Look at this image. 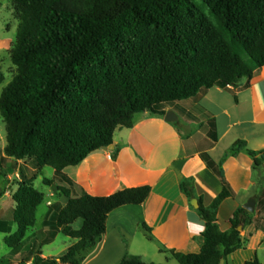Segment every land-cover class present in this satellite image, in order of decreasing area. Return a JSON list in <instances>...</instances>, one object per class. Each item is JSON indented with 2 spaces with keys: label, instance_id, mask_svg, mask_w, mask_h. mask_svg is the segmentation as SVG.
I'll list each match as a JSON object with an SVG mask.
<instances>
[{
  "label": "trees",
  "instance_id": "obj_1",
  "mask_svg": "<svg viewBox=\"0 0 264 264\" xmlns=\"http://www.w3.org/2000/svg\"><path fill=\"white\" fill-rule=\"evenodd\" d=\"M207 1L224 19L232 43L215 36V29L190 0H10L19 23L10 53L17 71L0 97L7 130L0 169L18 171L20 181L14 184L16 190L8 189L17 229L5 237L11 252L0 258V264H82L106 233L109 214L126 205H141L151 193L150 186H143L105 197L83 193L75 198L70 188L61 186L66 206L52 204L43 227L28 237L45 201V194L34 186L45 167L73 186L64 170L113 145L116 131L132 128L136 114L165 116L172 108L189 120H194L193 113L209 117L201 106L188 111L178 102L194 98L202 89H225L251 80L264 67V0ZM4 81L0 74V85ZM245 148L240 141L229 155ZM118 151L113 152L114 159ZM249 154L256 167L264 164V151ZM201 158L221 179L223 190L206 207L195 192L194 179L182 180V193L199 202L197 212L205 230L197 254L162 249L179 264H220L244 247L239 228L252 223L249 212L238 208L232 230L219 229V207L232 191L211 156L203 153ZM27 160L35 167L30 175L19 165ZM43 183L54 184L49 178ZM78 220L83 226L76 230L73 225ZM144 229L153 240L151 229ZM11 230L0 221V232ZM59 234L76 243L58 257L43 258V247ZM120 264L146 263L140 256L126 254ZM245 264L263 263L255 259Z\"/></svg>",
  "mask_w": 264,
  "mask_h": 264
},
{
  "label": "crops",
  "instance_id": "obj_2",
  "mask_svg": "<svg viewBox=\"0 0 264 264\" xmlns=\"http://www.w3.org/2000/svg\"><path fill=\"white\" fill-rule=\"evenodd\" d=\"M199 106L209 117L193 113L194 120H189L174 111L171 120L167 113L165 116L138 113L132 128L116 131L114 150L102 148L79 166L64 170L74 183L67 187L75 198L83 193L105 197L128 188L151 187L143 204L126 205L109 214L106 233L82 264H120L126 254L140 256L146 264H179L162 249L199 253L205 222L182 193L180 184L184 178H193L195 192L206 207L221 194L222 181L203 161V153L209 154L223 169L232 191V197L221 204L217 213L221 231L230 232L236 210L254 202V211L247 210L252 223L241 231L244 247L229 255L225 264H245L255 259L264 264V164L256 167L249 154L264 151V67L234 89H202L182 105L188 111ZM240 141L246 143V148L229 155L233 145ZM6 146L7 142H3L0 147L3 152ZM118 148L114 159L113 152ZM46 197L49 211L57 202L50 192ZM67 202L66 198L62 207ZM82 226L83 223L80 229ZM144 226L151 229L153 240L148 239ZM64 243L61 253L54 257L76 240ZM42 257L51 256L43 252Z\"/></svg>",
  "mask_w": 264,
  "mask_h": 264
},
{
  "label": "rangeland",
  "instance_id": "obj_3",
  "mask_svg": "<svg viewBox=\"0 0 264 264\" xmlns=\"http://www.w3.org/2000/svg\"><path fill=\"white\" fill-rule=\"evenodd\" d=\"M190 2L195 6V8L200 12V14L205 18V22L209 27L215 29L216 33L215 36L219 35L223 40L228 42H233V36L226 30L224 19L213 12V10L209 7V3L207 0H190ZM18 21L16 20L15 12L12 8L10 0H0V74H2L5 78L3 84L0 85V97L4 88L10 84L15 76L17 71V67L13 64L11 59V50L16 43V36L18 30ZM240 54L244 59H247L245 52L240 47ZM243 79L242 81H244ZM248 80V79H247ZM241 82V81H240ZM239 82V83H240ZM238 83V84H239ZM237 84V85H238ZM235 85H228V90L234 89ZM201 91V90H200ZM190 100V99H188ZM185 101L178 102L180 106L185 104ZM174 112L175 110L172 108L167 109L168 111ZM178 113V112H177ZM175 116H172L170 119H174ZM7 130L6 124L1 116L0 112V147L2 146L3 142H7ZM3 150L0 148V157L3 155ZM19 165L22 166L23 170L27 175L32 174L34 172V165L32 161H19ZM18 171L12 172L10 167L1 170L0 169V194L5 192V194L0 198V221H5L9 225L12 226V231L10 234H4L0 232V258H8L10 256L11 249L5 243V237L13 234L15 231L16 225L13 222L14 217V201L11 196V193L8 189L13 188L16 190V186L14 184L20 181ZM44 178H49L53 180L54 184L57 187V190L52 189V186H46L43 183ZM34 186L40 192H43L47 195V192H50L55 197H53V201H56L63 206L66 202V198L64 197L63 193L59 191V187L67 186L66 183L61 181V179L55 175V171L50 167H45L43 169L42 175L37 178L34 182ZM6 193H10L6 195ZM6 195V197H4ZM49 198H45L43 204L38 208L37 211V224L35 227L31 228L27 232V236H31L34 234L37 228L42 226V223L45 219V215L48 211L47 203ZM83 221L78 220L74 224L75 229H80ZM72 239L63 235L59 234L56 239L51 243L43 247L42 251L51 257H54L61 253L62 249L65 247V243L67 241H71ZM21 260V257L16 259L14 262L17 263ZM31 264V263H28Z\"/></svg>",
  "mask_w": 264,
  "mask_h": 264
},
{
  "label": "water",
  "instance_id": "obj_4",
  "mask_svg": "<svg viewBox=\"0 0 264 264\" xmlns=\"http://www.w3.org/2000/svg\"><path fill=\"white\" fill-rule=\"evenodd\" d=\"M169 115H175V114L173 112H168L167 113V118H169ZM107 148L109 150H114V146L113 145H111V146H109ZM52 189L57 190V187L55 185H52ZM191 204H192V206L194 208H196V209L199 208V202H198L197 199H193L192 202H191ZM245 209L248 210V211H250V212H253L254 211V202L253 201L249 202L245 206ZM239 230L242 231L243 230V227H240ZM220 264H225V259H222Z\"/></svg>",
  "mask_w": 264,
  "mask_h": 264
},
{
  "label": "bare ground",
  "instance_id": "obj_5",
  "mask_svg": "<svg viewBox=\"0 0 264 264\" xmlns=\"http://www.w3.org/2000/svg\"><path fill=\"white\" fill-rule=\"evenodd\" d=\"M172 116H174V115H169V119H170Z\"/></svg>",
  "mask_w": 264,
  "mask_h": 264
}]
</instances>
